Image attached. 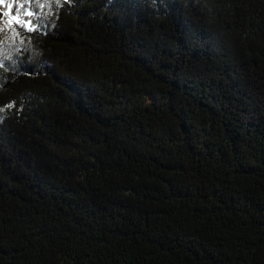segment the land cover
<instances>
[{
  "label": "trees",
  "instance_id": "trees-1",
  "mask_svg": "<svg viewBox=\"0 0 264 264\" xmlns=\"http://www.w3.org/2000/svg\"><path fill=\"white\" fill-rule=\"evenodd\" d=\"M0 65V264H264V0H0Z\"/></svg>",
  "mask_w": 264,
  "mask_h": 264
},
{
  "label": "snow or ice",
  "instance_id": "snow-or-ice-1",
  "mask_svg": "<svg viewBox=\"0 0 264 264\" xmlns=\"http://www.w3.org/2000/svg\"><path fill=\"white\" fill-rule=\"evenodd\" d=\"M8 7H11V5H8ZM21 7H22V5H21ZM26 15H31L32 13H25ZM16 19V23H18V24H20L21 26H25V24H30V21H28V22H25V21H23V20H21V19H19L18 17L17 18H15ZM30 30H34V29H30ZM3 65H0V67H2Z\"/></svg>",
  "mask_w": 264,
  "mask_h": 264
}]
</instances>
